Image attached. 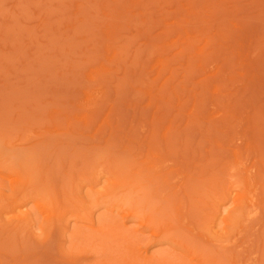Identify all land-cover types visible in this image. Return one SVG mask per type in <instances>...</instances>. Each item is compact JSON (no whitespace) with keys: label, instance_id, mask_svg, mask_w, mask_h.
Masks as SVG:
<instances>
[{"label":"rangeland","instance_id":"1","mask_svg":"<svg viewBox=\"0 0 264 264\" xmlns=\"http://www.w3.org/2000/svg\"><path fill=\"white\" fill-rule=\"evenodd\" d=\"M0 264H264V0H0Z\"/></svg>","mask_w":264,"mask_h":264}]
</instances>
